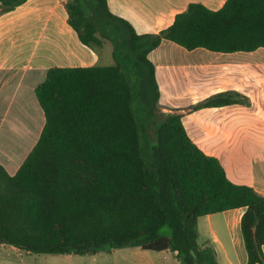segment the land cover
<instances>
[{
  "label": "trees",
  "instance_id": "16d2710c",
  "mask_svg": "<svg viewBox=\"0 0 264 264\" xmlns=\"http://www.w3.org/2000/svg\"><path fill=\"white\" fill-rule=\"evenodd\" d=\"M26 1L0 0L1 12ZM66 8L80 41L93 49L110 41L116 64L53 68L36 88L41 136L14 176L0 165V244L37 255L138 248L176 253L179 264H219L213 243L199 242V219L244 209L247 264H264V196L233 183L191 139L182 114L156 122L160 92L148 58L165 40L188 51L264 48V0H227L218 11L191 3L169 28L143 35L111 14L107 0H69ZM239 97L220 93L195 109Z\"/></svg>",
  "mask_w": 264,
  "mask_h": 264
},
{
  "label": "crops",
  "instance_id": "0c3cea01",
  "mask_svg": "<svg viewBox=\"0 0 264 264\" xmlns=\"http://www.w3.org/2000/svg\"><path fill=\"white\" fill-rule=\"evenodd\" d=\"M69 0H27L9 12L0 3V165L14 176L37 144L45 114L36 96L53 68L111 67L113 45H84L69 24ZM227 0H107L116 17L140 34H158L191 3L212 11ZM149 60L155 66L159 109L183 115V123L198 147L220 160L229 179L254 188L264 196V48L254 52L188 51L163 41ZM234 92L243 102L219 108L195 109L220 93ZM35 125L22 128L23 106ZM159 110V111H160ZM259 144V145H256ZM254 146V147H253ZM244 209L225 212L231 230L230 245L222 244L223 264H247L240 223ZM239 226V228H237ZM218 254L220 240L213 231ZM220 242V241H219ZM128 264H179L176 253L133 248ZM30 253L0 244V264H35ZM220 264V263H219Z\"/></svg>",
  "mask_w": 264,
  "mask_h": 264
},
{
  "label": "rangeland",
  "instance_id": "374dc122",
  "mask_svg": "<svg viewBox=\"0 0 264 264\" xmlns=\"http://www.w3.org/2000/svg\"><path fill=\"white\" fill-rule=\"evenodd\" d=\"M133 83H137L136 75L133 73ZM150 95L153 96V90L150 89ZM159 108V105H158ZM29 109V106L26 104L23 106V111L21 114L22 128L26 130L30 127L29 125H35L37 122L31 121L33 118L28 120L26 110ZM160 110V109H159ZM156 122L158 123L163 119V113L161 110L156 113ZM146 123H149L150 120L146 119ZM151 130V129H148ZM153 133H150V139L153 141L150 142L151 147L156 145L155 137V129H152ZM142 138L144 135L142 134ZM259 145V144H256ZM254 147V146H253ZM239 228V226H237ZM213 231L219 237V241L217 242L218 246H220L221 253L218 254V262L223 264L224 261V250L222 248V244L226 246L230 245L231 238V230L228 225V218L225 213H219L211 216L202 217L199 219V232L200 239L199 242L201 244L212 243L214 234ZM215 247V245H214ZM216 248V247H215ZM133 248H125L119 250H112L111 252H103L95 255H86V256H77V255H37L32 254L29 257L35 258V264H128L129 261L125 260L131 257V253H133Z\"/></svg>",
  "mask_w": 264,
  "mask_h": 264
}]
</instances>
